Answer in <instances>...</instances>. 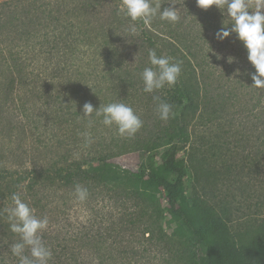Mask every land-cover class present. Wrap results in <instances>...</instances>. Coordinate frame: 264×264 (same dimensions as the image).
<instances>
[{
  "label": "trees",
  "instance_id": "trees-1",
  "mask_svg": "<svg viewBox=\"0 0 264 264\" xmlns=\"http://www.w3.org/2000/svg\"><path fill=\"white\" fill-rule=\"evenodd\" d=\"M120 3L0 0V264H19L10 250L19 237L5 211L14 193L49 219L41 233L52 251L49 264H153L152 253L182 264H264V212L235 232L183 191L188 167L179 153L196 159V140L203 147L264 146V89L251 87L255 70L236 35L215 39L222 26L231 27L226 10H202L196 0H151L161 11L177 9L180 20L137 21L133 35ZM150 49L182 69L175 86L151 94L140 76L151 66ZM154 96L172 105L167 121L158 118ZM81 101L94 109L123 102L145 115L143 126L122 137L93 113L89 128ZM84 149L92 152L77 157ZM126 153H137L148 167L133 173L112 162ZM76 184L87 189L82 202ZM71 209L85 219H74ZM127 232L135 238L127 240ZM180 240L191 248L188 257Z\"/></svg>",
  "mask_w": 264,
  "mask_h": 264
},
{
  "label": "clouds",
  "instance_id": "clouds-1",
  "mask_svg": "<svg viewBox=\"0 0 264 264\" xmlns=\"http://www.w3.org/2000/svg\"><path fill=\"white\" fill-rule=\"evenodd\" d=\"M197 6L207 10L215 6L218 10H226L230 28L222 26L215 33V39L223 41L235 34L247 52V61L254 68L251 74L253 84L251 87L264 89V0H196ZM118 13L128 18L131 22L128 31L130 34H138L137 21L144 26H150L153 18L159 17L162 21L175 24L180 20L178 10L165 8L161 11V5H152L151 0H121ZM228 24V25H229ZM209 46V45H208ZM150 67H145L140 74L145 93H153L176 85L181 74V63L173 62L171 57L157 55L154 49L148 52ZM231 63L234 58L230 57ZM228 60V62H229ZM239 72V70H237ZM153 99L158 101L156 112L161 121H167L172 115V105L160 100L158 96ZM83 116L89 117L88 127L91 128L92 114L102 117L101 123L104 126L115 125L117 132L122 137H133L143 126L140 116L135 113L132 107L123 102L108 103L94 109L90 102H86L82 108ZM86 143L92 142L90 132H84ZM75 195L79 201H84L87 196V189L81 185H75ZM11 207L7 208V220L10 231L17 234L19 242L11 246V253L19 259V264H49L52 251L45 245L41 233L49 226L48 217H37L35 209L21 199L18 193L11 195ZM29 254H25V249Z\"/></svg>",
  "mask_w": 264,
  "mask_h": 264
},
{
  "label": "rangeland",
  "instance_id": "rangeland-1",
  "mask_svg": "<svg viewBox=\"0 0 264 264\" xmlns=\"http://www.w3.org/2000/svg\"><path fill=\"white\" fill-rule=\"evenodd\" d=\"M39 86L46 87L45 84ZM88 94L91 95L92 92ZM85 103L86 102L81 101V106L83 107ZM39 107L38 105L35 112L39 113L41 111ZM141 116L142 115H140V117ZM142 117L144 119L145 115ZM20 118L23 119V122L25 121L23 116H20ZM107 129L118 133L114 126H107ZM142 136H146V133L144 132ZM106 141L109 142V139ZM237 141L242 140L239 138ZM194 145V148L199 149L192 151L193 155H196V159H189L188 150L179 153L180 160H183L184 164L188 167L183 188L187 201H194L213 208L228 222L235 232H238V230L243 231L248 228L254 221L258 220L264 212L263 144L260 142L258 144L257 142L256 144L251 143L250 145H246L245 142H234V144L231 145H224L223 142H219L215 147H212V144L203 147L200 146L199 141L196 140ZM27 147L31 149L28 143L25 148ZM246 147H248V150H246ZM90 152H92V149L80 150L77 157L85 156ZM112 162L121 169L133 173L139 172L149 165V163L143 162L137 153L123 154L113 159ZM150 171V169H147V173ZM158 195L160 199L163 198V193L159 192ZM72 205L74 207L77 206L75 203H72ZM73 211L74 210L71 209L69 214L74 219H85L86 215L78 218ZM141 227L140 224L136 229H141ZM136 229L133 231V234L137 233ZM126 235L132 236H125L127 240H133L135 238L131 232H127ZM133 244L134 241H130L129 245ZM127 245L128 244L124 242L120 248L123 249L127 247ZM179 247L180 250L185 252L186 257L191 254V248L186 242L183 243L180 240ZM154 256H156V254L152 253L151 259L153 264L157 263L158 260H160L161 264H182V261L179 262L177 258L171 259L169 255L163 258L157 257L156 259ZM177 256L181 258V255Z\"/></svg>",
  "mask_w": 264,
  "mask_h": 264
}]
</instances>
